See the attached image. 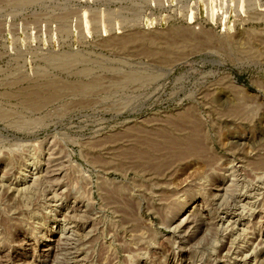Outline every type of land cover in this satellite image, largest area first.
Listing matches in <instances>:
<instances>
[{
    "label": "rangeland",
    "instance_id": "374dc122",
    "mask_svg": "<svg viewBox=\"0 0 264 264\" xmlns=\"http://www.w3.org/2000/svg\"><path fill=\"white\" fill-rule=\"evenodd\" d=\"M0 264H264V0H0Z\"/></svg>",
    "mask_w": 264,
    "mask_h": 264
},
{
    "label": "bare ground",
    "instance_id": "6f19581e",
    "mask_svg": "<svg viewBox=\"0 0 264 264\" xmlns=\"http://www.w3.org/2000/svg\"><path fill=\"white\" fill-rule=\"evenodd\" d=\"M126 38V37H125ZM195 129V128H194ZM200 130V129H199ZM194 134V133H193ZM200 137V135H198ZM198 138V137H197Z\"/></svg>",
    "mask_w": 264,
    "mask_h": 264
}]
</instances>
